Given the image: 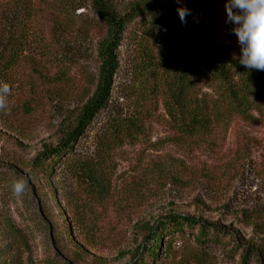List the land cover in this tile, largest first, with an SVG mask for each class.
I'll return each instance as SVG.
<instances>
[{
	"label": "rangeland",
	"instance_id": "1",
	"mask_svg": "<svg viewBox=\"0 0 264 264\" xmlns=\"http://www.w3.org/2000/svg\"><path fill=\"white\" fill-rule=\"evenodd\" d=\"M4 1L0 43L8 34L23 38L27 56L20 67L23 74L0 75V86L9 89L6 110H0V244L7 240L1 229L10 222L27 242L34 264L51 259L64 264H131L151 241L147 228L158 227L157 221L169 215H185L224 228L216 244L203 246L208 255L203 264H241L244 252L249 253L246 264H264V121L248 125L235 120L226 132L198 140L167 133L152 123L136 142L114 139L109 124L133 116L142 95L134 63L136 44L124 36L116 52L118 67L109 100L77 137L72 164L61 159L46 174L38 156L73 127L94 92L100 65L96 46L103 28L88 2L78 0L71 8L73 24L83 31L63 42L61 63L46 64L51 67L46 77L53 94L33 100L31 87L40 82L30 75V63L37 59V33H30L32 26L24 31L21 23L34 8L44 35L53 28L49 14L58 12L62 0H35V6L29 0ZM134 1L113 0V5L121 12ZM215 2V41L238 59L235 26L226 23L227 0ZM158 35L160 42L174 37L164 28ZM61 68L70 79L59 77ZM82 164L91 167L99 189L73 174ZM21 180L25 190L16 196L12 184ZM196 234V228L164 233L158 263L197 264L192 258L200 247ZM141 259L137 264L149 261Z\"/></svg>",
	"mask_w": 264,
	"mask_h": 264
},
{
	"label": "trees",
	"instance_id": "2",
	"mask_svg": "<svg viewBox=\"0 0 264 264\" xmlns=\"http://www.w3.org/2000/svg\"><path fill=\"white\" fill-rule=\"evenodd\" d=\"M10 1L5 0L4 3ZM29 1L31 6H35V0ZM77 1L62 0L58 12L49 14L53 28L44 35L42 26L38 25L39 13L34 8L30 18L21 23L24 31L32 26L30 33H37V59L30 63V75L33 74L32 77L40 82L38 88L31 87L33 100L53 94L46 77L51 67L46 64H51L53 60L60 62L63 42L76 32L83 31L73 24L71 8ZM84 1L88 2L103 28V37L96 46L100 65L95 89L73 127L64 133L54 148L44 150L38 156V165L46 174H50L53 165L61 159L72 164L75 158L73 145L77 137L82 135L90 120L109 100L118 67L116 52L124 36L133 39L136 44L134 63L142 95L135 103L133 116L113 120L109 124L108 130L114 139L125 143L136 142L152 123L161 125L167 133L198 140L226 132L235 120L248 125L264 121V71L246 69L230 55L226 46L216 43L215 0H180L179 5L175 0H135L121 12L114 8L113 0ZM179 6L191 11V15L185 18V24H181L177 16L176 8ZM161 28L170 30L174 37L160 42L158 34ZM25 50L23 38L6 35L0 43L1 76L23 74L24 68L20 67L26 63ZM18 67L20 71L17 73ZM67 72V69L61 68L59 77L70 79ZM48 160L52 162L50 165ZM73 174L94 189L101 186L87 164H82V168L73 171ZM156 225L158 227L146 229L151 241L148 246L142 247L139 257H135L131 264L140 263L141 256L149 259L144 264H159L163 234L185 228L197 229L195 240L200 247L192 258L193 262L203 264L204 258L208 257L203 246L208 242L216 244L219 237L225 234L224 228L185 215H169L159 219ZM1 233L7 240L0 244V264H34L27 242L10 222H5ZM248 256V252L242 254L241 264H246ZM44 264L64 263L51 259Z\"/></svg>",
	"mask_w": 264,
	"mask_h": 264
},
{
	"label": "clouds",
	"instance_id": "3",
	"mask_svg": "<svg viewBox=\"0 0 264 264\" xmlns=\"http://www.w3.org/2000/svg\"><path fill=\"white\" fill-rule=\"evenodd\" d=\"M180 4V0H175ZM181 24L191 11L184 6L176 8ZM226 23L232 24L233 34L240 46L238 62L248 70L264 71V0H227L225 4ZM7 85L0 86V110H6ZM25 183L12 184L13 194L20 196Z\"/></svg>",
	"mask_w": 264,
	"mask_h": 264
}]
</instances>
